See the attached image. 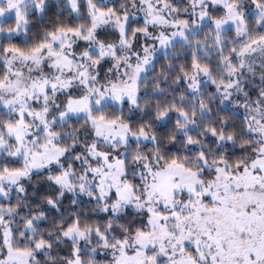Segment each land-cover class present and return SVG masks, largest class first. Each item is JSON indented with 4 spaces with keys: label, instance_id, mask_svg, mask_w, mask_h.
I'll return each instance as SVG.
<instances>
[{
    "label": "snow or ice",
    "instance_id": "6c2138e0",
    "mask_svg": "<svg viewBox=\"0 0 264 264\" xmlns=\"http://www.w3.org/2000/svg\"><path fill=\"white\" fill-rule=\"evenodd\" d=\"M0 264H264V0H0Z\"/></svg>",
    "mask_w": 264,
    "mask_h": 264
}]
</instances>
